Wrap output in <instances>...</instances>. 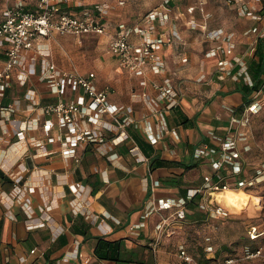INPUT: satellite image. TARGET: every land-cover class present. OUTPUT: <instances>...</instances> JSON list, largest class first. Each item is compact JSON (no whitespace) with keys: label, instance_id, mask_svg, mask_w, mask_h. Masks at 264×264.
<instances>
[{"label":"crops","instance_id":"0c3cea01","mask_svg":"<svg viewBox=\"0 0 264 264\" xmlns=\"http://www.w3.org/2000/svg\"><path fill=\"white\" fill-rule=\"evenodd\" d=\"M202 1L206 4L201 7ZM19 2L26 11L37 9L35 0H0V23L4 11ZM72 2V6L62 5V8L77 15L84 10L105 7L106 34L56 35L43 41L42 49L49 52L48 60L64 71L95 74L96 89L106 91L109 104L121 108L122 119L130 121L125 129L129 138L113 145L109 139L114 134L102 131V142L80 143L75 148L79 159L76 162L74 157L62 154L63 143L70 133L55 116L40 117L39 129L27 144L20 141L9 125L0 121V163L7 166L24 159L28 168L24 172L21 199L9 208L0 201V264H208L239 257L247 245L252 249L264 246V233L254 240L247 233L252 226L264 228V222L251 221L246 236L243 227L232 222L246 213L256 217L264 213V181L250 189L235 187L238 180L254 177L264 166V147L256 141L238 144L242 162L239 174L231 166L221 172L231 189L218 199L222 198L224 206L230 210L229 218H210L199 208L200 193L186 206L185 220L172 221L163 233L158 232L156 226L162 217L170 216L173 209L146 215L152 203L187 198L202 186L204 176L212 173V169L208 159L195 157L197 149L204 144L216 148L229 128L238 132L246 129L238 125L231 127L230 118L232 113L242 117V108L253 93L246 95L243 87H252L246 84L245 78H218L216 71L220 60L240 58L253 82L249 66L258 43L264 39L256 42L254 35H245L244 26L262 28L264 23L241 16L236 6L226 0H183L168 5L163 4L164 0ZM189 6H196L194 15L187 13ZM152 10L171 17L166 26L156 23L153 34L165 40L160 51L164 70L160 74L147 70L144 76H136L119 67L109 51V43L119 26L134 28ZM229 19H234V25L227 24ZM218 28L234 33L233 55L206 58L205 53L215 44L205 40V33ZM70 38L80 47L82 41L97 39L93 60H84V54L75 62L72 58L66 62L55 60L57 47L63 48ZM130 39L134 43L141 41L135 34ZM4 48H0V67L5 59ZM35 69L36 73L29 76L25 86L15 77L18 70L14 71L11 86L2 93L4 104L19 100L22 108H26L30 104L24 99L28 89L36 90L42 104L60 100L75 102L85 96L82 90L70 89L62 96L53 94L49 84L39 80L40 60ZM237 70L235 67L232 73ZM166 79L177 93L176 106L172 108H168V100L160 99L153 87V83L162 84ZM259 97L264 106V90ZM27 116L35 118L36 114L19 110L14 115L18 121ZM47 122L50 123L48 129L45 128ZM6 129H10L9 134L5 133ZM160 133L162 137L152 144L150 139ZM133 142L139 147L138 155L130 152ZM28 158L32 167L27 164ZM72 185L77 187V194ZM12 187V181L0 171V190L7 193ZM241 196L243 200L239 199ZM233 198L236 202L230 203ZM41 222L45 223L42 228L26 229L30 224ZM100 240L113 244L111 259L96 255ZM156 240L158 249L153 252L152 244ZM180 249L192 256L194 262L187 263L180 258ZM32 250L35 253L31 254Z\"/></svg>","mask_w":264,"mask_h":264},{"label":"built area","instance_id":"2783aa9c","mask_svg":"<svg viewBox=\"0 0 264 264\" xmlns=\"http://www.w3.org/2000/svg\"><path fill=\"white\" fill-rule=\"evenodd\" d=\"M183 0H164L163 4L182 2ZM36 11H26L19 2L14 8H7L3 13V21L0 23V48L4 47L5 59L0 67V121L9 125L15 135L20 138L24 144L34 139V132L39 129L38 119L42 116H55L60 125L66 126L70 133L69 139L63 143L62 154L64 156L74 157L76 162L79 159L75 156V148L80 143L102 142L104 132L114 134L109 139L113 145H118L126 141L129 137L125 131L129 120L122 119L121 108L112 106L108 102L106 91H98L94 85V73L82 75L77 71L67 72L58 68L53 62L48 60L49 52L42 49L43 41L53 39L56 35H97L106 34L105 7H97L95 10H84L77 15L63 10L62 5L72 6V0H35ZM228 4H234L237 12L243 16L254 20L257 23H264V4L263 0H226ZM206 1L200 3L201 7ZM187 13L194 15L196 6H189ZM209 17V14L205 15ZM171 17L169 14L152 10L147 13L141 23L134 28L119 26L115 35L109 43V51L116 58L121 69L128 70L136 76H144L149 70L153 74H160L164 70V62L160 51L165 44L162 36L154 37L156 23L168 25ZM192 24L195 23L193 19ZM135 34L141 38L139 43L131 41V35ZM247 36L254 35L255 41L264 39V26L262 28L253 27L245 31ZM205 40L213 42L215 45L206 53V58H213L219 54L233 55L235 49L234 33L225 32L223 28H218L205 33ZM40 60L41 69L38 74L39 80L49 84L53 94L62 96L68 89L72 91L82 90L85 96L79 97L75 102L58 101L50 104H42L36 97V90L28 89L24 99L30 104L22 108L19 100L4 104L2 93L11 86L14 71L16 78L21 86H25L31 74L36 73V64ZM233 61L220 60L216 74L218 78L226 79L233 77L235 79L245 78L249 87L253 82L249 76L246 64L240 59L232 58ZM238 68L235 74L232 69ZM153 87L159 92L160 99L168 100V108L176 106L175 98L177 93L171 88L168 79L162 84L153 83ZM264 90V78L261 88L253 91L251 98L242 108V117L238 118L232 113L230 126H246L249 117L255 115L261 109V98L259 95ZM86 96L88 100L86 99ZM87 101V102H86ZM23 110L28 113L36 114L35 118L27 116L22 121H18L14 115ZM50 123L45 124L48 129ZM91 126V127H90ZM95 127H99L94 128ZM5 133L9 134L10 129ZM25 134H28V138ZM162 137L161 133L150 139L152 144L156 143ZM246 138L244 132L228 129L227 135L219 141L216 148L204 144L196 150V158H205L210 162L212 173L206 174L203 178V184L198 190H194L187 198H178L177 200H162L157 205L151 204L146 210V215L154 212L171 210L170 216L162 217L156 228L158 232L163 233L165 228L171 225L172 221L181 222L186 218V206L197 194H201L199 208L209 214L210 218L225 220L230 216V210L224 206L223 201L218 196L229 191L230 185L225 182V177L221 173L226 166H231L236 174L242 171V162L239 157L238 144ZM2 145L0 144V151ZM130 152L135 155L140 154L139 147L132 143ZM140 159V158H139ZM145 161V158H141ZM0 171L7 176L13 184L10 192L0 190V201L9 208L13 203L18 202L24 192V172L28 171L25 160L4 166L0 163ZM264 166L259 168L254 177L241 178L236 182L235 187L240 189H250L258 186L264 181ZM155 186L157 183L154 184ZM75 194L78 193L77 187L70 186ZM29 210V206L26 208ZM43 211V208H41ZM1 219V216H0ZM45 226L44 222L30 224L27 230H34ZM248 237L254 240L264 233V228L252 226L248 230ZM158 241L152 244L153 252H157ZM35 253V250L30 252ZM179 257L187 263L194 262L192 256L187 254L184 249H180ZM264 261V246H258L254 249L245 248L243 254L239 257H227L218 259L208 264H236L240 261ZM22 264H26L25 262Z\"/></svg>","mask_w":264,"mask_h":264},{"label":"rangeland","instance_id":"374dc122","mask_svg":"<svg viewBox=\"0 0 264 264\" xmlns=\"http://www.w3.org/2000/svg\"><path fill=\"white\" fill-rule=\"evenodd\" d=\"M20 1H23V0H20ZM263 4H264V0H263ZM231 15H233V14H231ZM233 22H234V19H232V21L229 19L227 24L229 26H231V25H234ZM232 27H234V26H232ZM244 27L246 28V30L250 29V25H246ZM82 43H83L81 45L82 47H80L79 43H77L76 40H74L72 38L68 39V41H66V44H68V45L65 44L64 45L65 47L63 46V48H60V46H58L57 49L55 50L56 51L54 53L55 60L57 58V60H59V61L63 60L64 62H66V60L68 61L69 58H72V61L75 62V60L77 58H79L80 56H84V55H85L84 60H87L88 62L90 60H93V58L95 57L94 51L96 49V46L98 45L97 39H87L84 42L82 41ZM262 102H261V109L259 110V112L255 115H251L249 117V121H248L247 125L244 127V128H246L244 130V133L246 135V138L244 139L245 144H250V143H253V141H256V142H259L260 145H262V147H264V106H262ZM257 187H259V186H257ZM257 219L260 220L261 222H264V213L261 217H258V216L256 217L255 215H253V213H251V214L246 213L242 217H240L239 219H236L235 221H232V222H234V225H238L239 227H243L244 234L246 236L247 225L251 221H254ZM227 244H229V243H227ZM247 248H251L250 245H247ZM242 264H264V261L258 260L255 262L254 261L253 262H246V263H242Z\"/></svg>","mask_w":264,"mask_h":264},{"label":"trees","instance_id":"16d2710c","mask_svg":"<svg viewBox=\"0 0 264 264\" xmlns=\"http://www.w3.org/2000/svg\"><path fill=\"white\" fill-rule=\"evenodd\" d=\"M249 70L253 79V86L252 88L243 87V91L246 95L252 91L259 90L260 85L263 83L261 76L264 75V42L262 41L258 43L255 51V57L250 63ZM112 247V243L100 240L98 248L96 249V255L101 259H111L110 248Z\"/></svg>","mask_w":264,"mask_h":264},{"label":"clouds","instance_id":"9594fccd","mask_svg":"<svg viewBox=\"0 0 264 264\" xmlns=\"http://www.w3.org/2000/svg\"><path fill=\"white\" fill-rule=\"evenodd\" d=\"M239 199L243 200V199H244V197H242V196H241V197H239ZM229 202H230V203H235V202H236V198H233V199H232V200H230Z\"/></svg>","mask_w":264,"mask_h":264},{"label":"water","instance_id":"95a60500","mask_svg":"<svg viewBox=\"0 0 264 264\" xmlns=\"http://www.w3.org/2000/svg\"><path fill=\"white\" fill-rule=\"evenodd\" d=\"M27 164H28L30 167H32V162H31V159H30V158L27 159Z\"/></svg>","mask_w":264,"mask_h":264},{"label":"bare ground","instance_id":"6f19581e","mask_svg":"<svg viewBox=\"0 0 264 264\" xmlns=\"http://www.w3.org/2000/svg\"><path fill=\"white\" fill-rule=\"evenodd\" d=\"M224 197H226V194H225V196Z\"/></svg>","mask_w":264,"mask_h":264}]
</instances>
